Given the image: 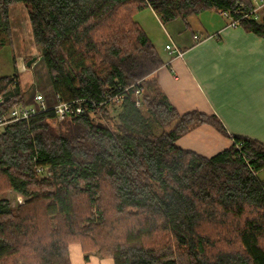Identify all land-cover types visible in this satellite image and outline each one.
I'll use <instances>...</instances> for the list:
<instances>
[{"label": "trees", "instance_id": "trees-1", "mask_svg": "<svg viewBox=\"0 0 264 264\" xmlns=\"http://www.w3.org/2000/svg\"><path fill=\"white\" fill-rule=\"evenodd\" d=\"M16 4L55 95L84 112L57 130L48 111L0 134V264H72V245L86 262L96 253L114 264H264V144L229 136L216 115L179 114L152 78L164 61L135 20L149 7L164 24L208 11L238 18L253 1L0 0V51ZM240 27L264 38V9ZM116 95L109 125L102 104ZM0 96V116L26 104L15 60ZM202 125L233 143L213 157L178 146ZM9 191L25 201L12 206Z\"/></svg>", "mask_w": 264, "mask_h": 264}, {"label": "crops", "instance_id": "crops-1", "mask_svg": "<svg viewBox=\"0 0 264 264\" xmlns=\"http://www.w3.org/2000/svg\"><path fill=\"white\" fill-rule=\"evenodd\" d=\"M156 24L135 20L156 46L164 65L152 78L179 114L198 111L216 115L229 136H242L264 144V38L241 27H229V19L219 11H208L188 19L164 24L152 8ZM20 90L25 105H33L43 95L47 106L55 104L46 64L35 45L29 14L23 4L10 9ZM174 45L184 56L170 55ZM37 58L31 67L29 59ZM233 143L209 125L183 136L178 146L204 157H213ZM72 264H114L96 253L85 261L79 245L70 248ZM102 259V260H101Z\"/></svg>", "mask_w": 264, "mask_h": 264}, {"label": "built area", "instance_id": "built-area-1", "mask_svg": "<svg viewBox=\"0 0 264 264\" xmlns=\"http://www.w3.org/2000/svg\"><path fill=\"white\" fill-rule=\"evenodd\" d=\"M252 1L255 5V8L249 14L238 12L237 13L238 18L231 16L227 12H221V14H223L226 18L229 19L230 21L229 27L239 28L240 21L242 18L252 17L257 19L260 11L264 9V0H252ZM166 50L170 55H175L178 58L183 57V52L175 48L174 45H167ZM140 94H141L140 91L136 92V95L140 96ZM123 98L124 97L121 95H116L108 99V101L103 103L102 105H105L107 107L111 105H116L120 101H122ZM8 99L9 98H7L6 96H0V109L6 104ZM82 103H83L82 101H75L72 103L64 102L62 101L60 96L55 95V104L53 106H47L45 103L44 96L41 94L36 95L34 98L33 105L17 106L11 109L10 111H8L6 114L0 116V134L3 133L5 129L10 125L18 123L20 121L29 120L30 118L38 114H42L48 111H54L57 120L59 121L64 120L66 117L70 116L73 113L82 114L84 112ZM74 105H76V107Z\"/></svg>", "mask_w": 264, "mask_h": 264}, {"label": "rangeland", "instance_id": "rangeland-1", "mask_svg": "<svg viewBox=\"0 0 264 264\" xmlns=\"http://www.w3.org/2000/svg\"><path fill=\"white\" fill-rule=\"evenodd\" d=\"M135 18L138 21L142 20L143 22L147 23L148 26H152L153 24H156L155 19H154V15L151 14L146 9L139 12L138 14H136ZM228 23L230 24V21H228ZM183 56H184V54H183ZM15 58H16V53H15V48H14V39L12 36L11 45L5 47L2 51H0V77L9 76V75L13 74V72H14V60L16 61ZM118 111L119 110H118V107L116 105L115 106L111 105L107 108V112H108L109 118L111 120V123L109 125L116 124L118 122V117H117ZM142 111H143V113L146 114V110L144 108H142ZM64 120H62V121H64ZM62 121L57 120V122L52 123V125L55 127L56 130L59 129L60 123H62ZM152 127H153L156 134H161L163 132V129L154 123H153ZM167 130H168V128H167ZM2 197L4 199H7L11 203V205L14 207L18 204H22L25 201V199L22 196H20L19 194L15 193L13 191H9V192L3 194Z\"/></svg>", "mask_w": 264, "mask_h": 264}, {"label": "water", "instance_id": "water-1", "mask_svg": "<svg viewBox=\"0 0 264 264\" xmlns=\"http://www.w3.org/2000/svg\"><path fill=\"white\" fill-rule=\"evenodd\" d=\"M36 59H37V58H35V57H33L32 59H30V60L27 62V66H28V67H31V65H32L34 62H36Z\"/></svg>", "mask_w": 264, "mask_h": 264}]
</instances>
